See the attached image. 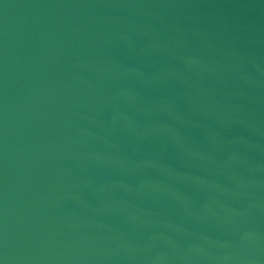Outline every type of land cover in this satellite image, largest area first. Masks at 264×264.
<instances>
[{"label":"water","instance_id":"water-1","mask_svg":"<svg viewBox=\"0 0 264 264\" xmlns=\"http://www.w3.org/2000/svg\"><path fill=\"white\" fill-rule=\"evenodd\" d=\"M0 264H264V65L0 86Z\"/></svg>","mask_w":264,"mask_h":264}]
</instances>
